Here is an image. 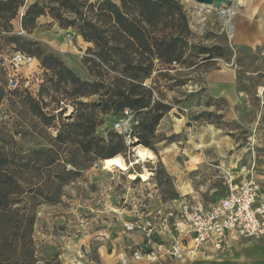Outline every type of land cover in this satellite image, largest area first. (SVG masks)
<instances>
[{
    "label": "rangeland",
    "instance_id": "obj_1",
    "mask_svg": "<svg viewBox=\"0 0 264 264\" xmlns=\"http://www.w3.org/2000/svg\"><path fill=\"white\" fill-rule=\"evenodd\" d=\"M32 1L25 0L13 19L0 17V56L20 50L8 40L16 35L34 53L58 56L83 80L110 83L120 74L98 59L93 42L50 13L39 16L34 28L24 29L22 16ZM174 1L190 32L177 66L155 59L145 79L157 98L172 107L146 146L154 160L137 161L135 147L145 145L136 139L118 154L127 170L110 168L94 154L69 151L75 147L57 136L77 105L63 87L56 90L54 71L42 63L22 67L19 84L37 100L39 115L26 94L5 84L0 69V146L14 156L20 184L36 209L33 247L39 263L107 264L123 257L121 264H128L130 256H157L161 244L168 246L178 236L175 222L182 219L183 205L194 191L207 201L219 200L226 194L222 176L227 169L235 164L251 169L254 161L256 170L264 166V0H231L227 10L232 13L226 18L233 32L218 8ZM162 25L149 29L157 35L170 31ZM98 96L81 100L90 103ZM97 114V134L117 131L122 113L111 109ZM142 116L136 113L131 121L132 138ZM36 150H41L38 155ZM46 159L55 163L44 166ZM68 169L73 171L69 180L60 184L57 177ZM145 170L150 172L147 179L141 177Z\"/></svg>",
    "mask_w": 264,
    "mask_h": 264
},
{
    "label": "trees",
    "instance_id": "obj_2",
    "mask_svg": "<svg viewBox=\"0 0 264 264\" xmlns=\"http://www.w3.org/2000/svg\"><path fill=\"white\" fill-rule=\"evenodd\" d=\"M24 4L25 0H0V17L13 19ZM45 13H50L63 26L75 27L85 40L94 43L98 59L120 73L110 83L101 79L83 80L55 54H42L41 50L34 53L20 37H8L10 42L20 46L17 51L35 56L46 69L54 71L56 90L63 87L73 96L77 105L75 113L68 117L57 140L75 147L69 150L71 152L94 154L107 161L126 151L130 144L123 134L114 130L106 136L97 134V111L104 114L113 109L122 113L130 108L135 115L139 112L143 115L132 134L133 139L151 146L157 125L172 107L158 99L151 86L143 83L152 74L155 59L170 65L183 57L185 35L190 29L182 7L174 0H33L22 16L23 28H34L38 17ZM180 19L182 23L178 24ZM160 24L163 29L170 27V31L157 35L149 29L158 28ZM0 69L8 85L1 56ZM11 90L26 94L24 98L33 110L43 115L27 88ZM94 94L99 95L97 100L90 103L81 100ZM40 151L34 152L38 155ZM67 161L75 163L73 159ZM54 163V159H46L44 166ZM16 168L14 156L0 146V264H41L33 247L36 209L20 184ZM72 172L68 169L60 174L58 182H67ZM45 197L55 199V196Z\"/></svg>",
    "mask_w": 264,
    "mask_h": 264
},
{
    "label": "built area",
    "instance_id": "obj_3",
    "mask_svg": "<svg viewBox=\"0 0 264 264\" xmlns=\"http://www.w3.org/2000/svg\"><path fill=\"white\" fill-rule=\"evenodd\" d=\"M231 13L228 10L227 16ZM1 57L10 89L21 87L19 83L23 66H41L38 58L20 51L3 54ZM170 65L177 66V61ZM143 84L150 86L147 82ZM134 116L132 109L125 108L121 120L115 124L116 130L125 136L128 144L134 141L130 133ZM255 171V161L251 169L245 165L241 169H227L224 172L225 196L207 205L185 203L182 219L175 222L178 236L168 246L161 244L159 255L148 253L145 256L153 259L167 254L175 259H198L223 252L238 243L263 238L264 192ZM135 255L140 257L138 252Z\"/></svg>",
    "mask_w": 264,
    "mask_h": 264
},
{
    "label": "crops",
    "instance_id": "obj_4",
    "mask_svg": "<svg viewBox=\"0 0 264 264\" xmlns=\"http://www.w3.org/2000/svg\"><path fill=\"white\" fill-rule=\"evenodd\" d=\"M242 37L243 35L241 36V38ZM231 167L237 168V165L235 164ZM258 167L260 166H257L256 177L260 181L262 190L264 192V169H263L264 166L261 167V169L259 168L260 170H258ZM223 178L224 177L222 176V179ZM223 184L225 185L224 182ZM194 192L195 193L192 194L191 198L187 200L188 201L187 203H202L207 205L215 202V201H207L199 191H194ZM121 259L120 262L118 259L117 260L112 259L111 261L108 260L106 262H108L107 264H121ZM128 264H264V237L260 239L248 240L242 243H238L223 252L212 253L209 256L201 257L198 259L186 258L182 260H176L169 256H158L153 259H148L146 257L136 259L133 256L132 257L130 256Z\"/></svg>",
    "mask_w": 264,
    "mask_h": 264
},
{
    "label": "bare ground",
    "instance_id": "obj_5",
    "mask_svg": "<svg viewBox=\"0 0 264 264\" xmlns=\"http://www.w3.org/2000/svg\"><path fill=\"white\" fill-rule=\"evenodd\" d=\"M220 14L222 16V19L224 21L225 24H227V26L229 27L230 31L233 32L234 30V26L233 23L230 19L226 18V15H228V10L225 9L224 7H221L219 9ZM135 152H136V156H137V161L139 162H144V161H148V160H154L155 159V155L153 153V151L151 149H149L146 146L143 145H137L135 147ZM107 165L110 168H115L118 167L120 169H124L127 170L128 166L124 163L123 157L121 155H116L110 159L107 160ZM150 172L148 170H145V172L141 173V177L147 179V177L149 176ZM132 178H135L136 175L135 173H132L130 175Z\"/></svg>",
    "mask_w": 264,
    "mask_h": 264
},
{
    "label": "water",
    "instance_id": "obj_6",
    "mask_svg": "<svg viewBox=\"0 0 264 264\" xmlns=\"http://www.w3.org/2000/svg\"><path fill=\"white\" fill-rule=\"evenodd\" d=\"M194 1L199 4L212 5L218 9H220L221 7L227 9V7L231 4V0H194Z\"/></svg>",
    "mask_w": 264,
    "mask_h": 264
}]
</instances>
